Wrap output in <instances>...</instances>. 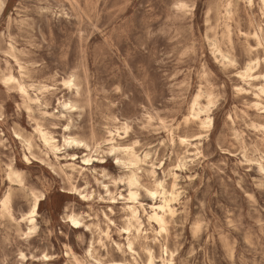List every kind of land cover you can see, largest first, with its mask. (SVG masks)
<instances>
[{"label":"rangeland","instance_id":"1","mask_svg":"<svg viewBox=\"0 0 264 264\" xmlns=\"http://www.w3.org/2000/svg\"><path fill=\"white\" fill-rule=\"evenodd\" d=\"M263 47L261 0H0V264H76L74 257L83 264H146L149 247L162 264L170 258L166 246L173 264H264ZM257 57L255 78L246 83L238 73ZM9 74L42 105L7 83ZM72 78L71 88L65 83ZM198 93L210 106L212 127L190 117ZM37 124L61 143L70 134L89 149L66 146L56 159ZM110 130L156 165L165 162L156 175L179 192L168 234L159 236L148 214L160 199L141 188L148 239L133 236L137 260L122 232L131 171L111 152ZM16 132L33 143L31 153ZM85 154L94 164L81 169ZM150 171L145 165L139 173L149 188ZM34 194L45 195L35 232L21 220ZM7 196L9 210L2 206ZM67 213L85 225L71 227Z\"/></svg>","mask_w":264,"mask_h":264},{"label":"bare ground","instance_id":"2","mask_svg":"<svg viewBox=\"0 0 264 264\" xmlns=\"http://www.w3.org/2000/svg\"><path fill=\"white\" fill-rule=\"evenodd\" d=\"M250 1H253V0H250ZM261 2H262L263 7H264V0H261ZM249 32H250V30H249ZM179 33H181V32H179ZM259 41H260V39H259ZM257 44H259V43H257ZM257 46H259V45H257ZM216 49H217L218 53H220L222 55V57H223L224 54L221 51V49H219L218 47ZM260 61H261V59L259 57L255 58V59H251L248 62V64L246 65V67L244 69H242L241 71H239V73H238L239 77L246 83H250V81L252 82V80H254V78H255V74L253 73V69H254L255 66H258L260 64ZM16 62L19 64V67L22 69V65L19 62V60L16 59ZM5 81L7 83H11V82L12 83H16L20 93L22 94V96L24 98H26L27 100L32 101L33 103H35L37 105H42L41 98L38 96V94H36L35 97H32V93H31L32 88L30 86L26 85L25 82H23L22 80H20L19 78H17L13 74L7 75L6 78H5ZM65 84H67L69 87L72 88L74 86L73 78L71 80H69V81H66ZM258 87H259V91L261 93H264V86H258ZM182 93H184V92H182ZM209 103L211 104L212 101H210ZM72 104L73 103H71L70 101H64L62 103V106L65 107V108H73ZM256 104H261V103L260 102H256ZM28 111H29V109H28ZM1 114H3V113H1ZM179 114H181V113H179ZM190 117L195 119V120H197L199 123H201V125H203L205 127L206 126L207 127H212L213 124H214V119L210 115V106H206V107L203 106V104L201 103V94L200 93H198L194 97V100H193L191 108H190ZM159 122H162V121H159ZM163 123H165V122H163ZM263 128H264V126H263ZM68 129L69 128L66 127V130H68ZM128 130H129V126L127 124H124V133L127 134ZM36 131L40 135V138H41L45 148L48 150V152H51L55 156L56 159L60 158V154L62 153L61 151H62L63 147H66V146H72V145H79L80 144V145L85 146L87 149H89V146L85 142L78 140L77 138H75L74 136H72L70 134L69 135H65L64 138H63V143H61L51 132H49L47 129H45L40 124L36 125ZM169 132H170V134L172 136V140H174L173 131L169 130ZM64 133H65V131H64ZM110 135H111V138L109 139V144H110L109 148H110L111 152L120 154L121 155L120 157H119V155L117 156V162L118 163L127 164L128 168L131 171V175H130V178H129V186H130L129 194H128L129 195V197H128L129 200H128V204H127L128 217L126 218V219H128V224L129 225H128V227L124 228L122 232H123V234H126V239L128 241V243L126 242L128 251L131 253L133 258L135 260H137L138 253H137V251L135 249L134 241L132 240L133 236L136 234L137 236H143L145 239H148V236L146 235L147 231L144 228L143 221H142V218H141V209H144V204L139 200V194H140L141 188H144L145 191L154 200H156L158 197L160 199L159 202H155L154 204H152L150 206L151 213L148 214V219L150 221L154 222L158 226V230H157L156 233L159 236H163L164 234H168V226H169L168 218L174 216V214H175L174 201L179 196V192H178V190H177V188L175 186L176 184L173 185L172 189H169L168 185L166 183V179H159L157 177V175H156L157 174V170H163L165 162L162 161V162H160L159 165H156L151 160V156L148 153L141 154L139 152V150L137 148H135L134 146L123 145L122 142L117 141L115 136H118L120 138H124L120 134L119 130H116V133L110 130ZM15 136L17 138L21 139V140H24V142H25V144L27 146V149L31 153V149H33L32 148L33 143H31L30 140H25L21 135L18 134V132L15 133ZM237 138H238V136H237ZM179 140L184 145H191V143L189 142V138L187 136H179ZM95 152H97V151L95 150ZM25 157H26L27 160H29L28 156H25ZM204 158H206V157H204ZM187 159H188V157L181 158L179 160V164H178L177 167L178 168H182V166L185 165V163H187V161H188ZM72 160H74V161L77 160V156L74 155L72 157ZM82 160H83V165L84 166H79V167H81V169H86L85 166H92L94 164V162H93L94 158L91 155H89V154H85V157H83ZM145 165L150 167L151 175L154 178V186L150 187V188L149 187H145L144 185H142V183L140 181L141 176H140L139 173H141L143 171ZM258 165H259L260 169L262 171H264L263 164L261 162H258ZM76 166L77 165L74 162H72L70 164V166H68V167H69V169L71 171H74V170H76ZM173 175H174V177L176 176L175 173ZM102 185H103L105 191L109 195H111L112 192L110 190L109 184L103 183ZM76 191H77V189H76ZM77 194L81 197V199L87 200L88 195L86 193L79 191ZM12 195H13V193H12ZM12 195H10V196L12 197ZM44 196L45 195L38 196V195L34 194V201H33V204L31 206V209L27 213H25L23 215V217L21 218L22 221H26L27 222V224L29 225V230L30 231H34L38 227L37 223H36L37 222V218L36 217H37V215L39 213L40 202H41V200H43L45 198ZM2 206L4 208L8 209V210L10 209V198L8 196L5 199H3ZM64 220L66 222H68L70 224V226L75 228V229L82 228L85 225L83 219L80 218L75 213H67V214H65ZM199 228H200V226H199ZM99 232H100L101 235L105 236L106 238H110L109 231L99 230ZM26 234H28V232H26ZM116 245L121 249V246L119 244L116 243ZM92 247L93 246H91V248L89 249L88 254H89V256L91 258L95 259V256H94L93 251H92ZM66 249H68V247ZM164 252H165V255L166 256H170V258L164 259L162 261V264H173V254L169 253L167 246L164 247ZM146 253H147V259H148L146 264H156L155 263L156 257H155V253H154L153 248L149 247L147 249ZM44 258L46 260L49 259V257L47 255H45ZM74 261H75L76 264H83L81 262V260L79 258H77V257H74ZM98 264H99V262H98ZM119 264H123V263H119Z\"/></svg>","mask_w":264,"mask_h":264}]
</instances>
